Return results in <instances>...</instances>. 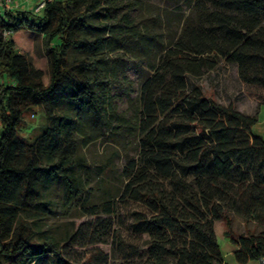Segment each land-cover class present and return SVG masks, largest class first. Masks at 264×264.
<instances>
[{
	"label": "trees",
	"instance_id": "obj_1",
	"mask_svg": "<svg viewBox=\"0 0 264 264\" xmlns=\"http://www.w3.org/2000/svg\"><path fill=\"white\" fill-rule=\"evenodd\" d=\"M139 1L51 0L40 12L0 11V264L48 257L71 264L62 244L72 234L59 238L48 223L58 205L50 188L57 183L68 205L80 200L87 186L78 170L88 166L80 144L113 127L105 121L108 87L97 76L108 45L122 46L152 71L140 85L135 125L127 126L136 132L137 153L126 156L115 194L104 192L100 204L87 206L92 216L126 206L132 236L119 241L121 263L223 264L214 231L220 220L238 264L264 258V231L231 227V213L264 226V139L252 132L257 116L215 101L190 79L224 59L264 103V0H189L192 21L187 16L168 44L138 28L127 10ZM23 28L42 38L47 84L3 35ZM151 39L157 63L143 59ZM39 106L46 121L34 135L18 137L23 117ZM100 125L104 133L85 129ZM116 155L98 169L114 173Z\"/></svg>",
	"mask_w": 264,
	"mask_h": 264
},
{
	"label": "rangeland",
	"instance_id": "obj_2",
	"mask_svg": "<svg viewBox=\"0 0 264 264\" xmlns=\"http://www.w3.org/2000/svg\"><path fill=\"white\" fill-rule=\"evenodd\" d=\"M37 1L26 0L22 3L18 0L19 3H15L14 9L35 11L33 5ZM139 2L140 5L127 11L135 19L141 31H147L150 38L158 33L163 44H168L177 36L187 16L190 15L189 21H192L194 16L189 0H141ZM8 37L14 41L17 52L25 54L35 68L42 70L43 82L47 84L49 69L41 36L23 28ZM152 41V39L148 41L150 44L147 48L151 50L143 59L149 63H157L160 53ZM127 45L133 44L129 42ZM110 48L108 45L105 53L102 54L104 66L98 69L97 76L102 80L103 85L108 87L106 95L111 115L105 116V121H110L113 127L110 131L105 130V134L99 139L88 144H80L78 154L88 166L79 169L78 174L84 178L87 190L80 200L68 205L57 183L50 188V194L58 205L48 223L52 232L59 238L65 234H72L71 239L62 244V255L71 264H122L119 241L126 239V236H132L128 231L129 217L123 203L117 205L114 214L99 213L92 216L87 213V206L100 204L107 197L104 192L115 194L122 184L121 172L126 156H134L137 153L136 132H127V126L135 125L140 85L145 77L152 73L145 62L132 57L122 46L116 51H110ZM75 54L81 56L73 53ZM109 65L108 73L105 67ZM190 79L198 83L205 95L215 101L224 105L231 104L245 114H256L258 123L253 131L264 133V103L252 96L253 90L247 89L240 81L235 64L220 59L213 70ZM45 121L43 108L35 107L32 113L26 114L21 120L17 136L28 138L34 135ZM100 127L104 133L102 125L88 126L85 129L88 133L96 132L97 134L100 132ZM113 150H117L116 157L111 161L115 172L99 170L98 167L107 162ZM231 217L234 233L259 234L264 231V226L257 221L244 220L243 217L234 213H231ZM225 229L223 221L215 222L214 231L222 248L228 241L224 235ZM140 240L135 238L133 244ZM37 264H57V262L54 257H48L40 259Z\"/></svg>",
	"mask_w": 264,
	"mask_h": 264
},
{
	"label": "crops",
	"instance_id": "obj_3",
	"mask_svg": "<svg viewBox=\"0 0 264 264\" xmlns=\"http://www.w3.org/2000/svg\"><path fill=\"white\" fill-rule=\"evenodd\" d=\"M261 105V104H260ZM259 105V106H260ZM251 114V113H250ZM258 123V119L256 121V123L253 125L252 127V132L256 135H259L261 136L263 139H264V133L263 131H253L254 129V126ZM217 222V221H215ZM215 225V224H214ZM227 239V238H226ZM227 241V240H226ZM230 243V244H229ZM225 247V249H223ZM224 247L221 248V251H222V254H223V264H238L234 257H233V251L235 249V245L233 243H231L228 239V241L224 244ZM254 261V262H253ZM247 264H262L261 263V259H253V260H250Z\"/></svg>",
	"mask_w": 264,
	"mask_h": 264
},
{
	"label": "built area",
	"instance_id": "obj_4",
	"mask_svg": "<svg viewBox=\"0 0 264 264\" xmlns=\"http://www.w3.org/2000/svg\"><path fill=\"white\" fill-rule=\"evenodd\" d=\"M17 1L18 0H0V11H2V10L6 11V10L14 9V7H16V4L19 3ZM24 1H26V0H20V2H22V3H24ZM49 1H51V0H38L37 2L34 3L33 9L35 10V12H40L44 8L45 4ZM10 33H11L10 31H4L3 35L9 36ZM261 263L264 264V258H261Z\"/></svg>",
	"mask_w": 264,
	"mask_h": 264
}]
</instances>
